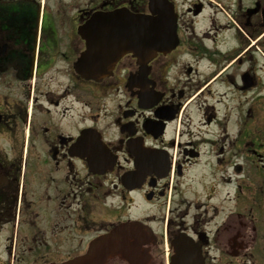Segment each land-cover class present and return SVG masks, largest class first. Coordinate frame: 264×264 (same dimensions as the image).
Returning <instances> with one entry per match:
<instances>
[{"label":"flooded vegetation","instance_id":"obj_1","mask_svg":"<svg viewBox=\"0 0 264 264\" xmlns=\"http://www.w3.org/2000/svg\"><path fill=\"white\" fill-rule=\"evenodd\" d=\"M223 1L165 0L176 47L89 78L74 69L83 25L150 14L151 0H0V264L67 262L119 228L137 251L105 264H264V140L248 142L240 117L236 136L215 135L214 105L196 106L222 74L202 79L199 62L251 63L264 34V0ZM238 75L225 77L255 84L250 66Z\"/></svg>","mask_w":264,"mask_h":264},{"label":"water","instance_id":"obj_2","mask_svg":"<svg viewBox=\"0 0 264 264\" xmlns=\"http://www.w3.org/2000/svg\"><path fill=\"white\" fill-rule=\"evenodd\" d=\"M151 14L133 15L121 11L95 14L84 24L82 35L87 39V48L75 63L77 72L87 77L108 74L117 60L126 52H131L141 68L157 52H169L177 44V23L173 9L164 0H151ZM138 223H135L137 228ZM119 228L112 235L93 241L88 252L78 258L63 263L51 264H105L113 255L123 250L137 251V246H125L129 238L136 235L123 233ZM129 237V238H128ZM121 244V245H120Z\"/></svg>","mask_w":264,"mask_h":264},{"label":"rangeland","instance_id":"obj_3","mask_svg":"<svg viewBox=\"0 0 264 264\" xmlns=\"http://www.w3.org/2000/svg\"><path fill=\"white\" fill-rule=\"evenodd\" d=\"M227 1L228 0H224L223 3H220L221 5H224V2L228 4ZM212 14H214L213 9L206 8L205 14L197 18L196 23H194L197 31L203 30L209 25V18ZM215 18L223 23L231 19L230 13L229 11L227 12V10H218L217 13H215ZM263 19L264 18L260 16L258 20L260 21ZM261 35L258 34V47L255 46L256 44H253L256 50L251 63L248 61V58H243L242 64L236 62L232 64V66H228V69L223 70L225 69V65H228V62L225 63L223 61L224 64L218 66L214 61L201 60L199 62V72L206 75L201 76L202 79L209 78L210 73L222 72L218 79L213 81L211 85V92H213L212 96H206L205 103H196V106L199 107L203 104L214 105V108H210V112H215V114H217L215 115L216 123L213 126L215 135H221L222 127L225 128L227 126L231 137L236 136L238 132L237 120L240 117L241 120L243 118L246 120L248 142L256 141L255 139H258V141L264 140V34ZM220 38L223 39V42L219 45L222 50H225L229 45H234V40L231 39V37L228 39L229 33H223ZM187 60L189 59L185 57L180 58L181 63ZM247 66L252 68V73L255 75V84L247 90L241 91L235 87L237 83L235 79L225 76H239L238 74ZM171 73L181 75L180 77H182V79L186 78L185 72L180 71L177 66H174V70H172ZM201 98H203V96ZM228 122H230L229 125ZM256 147V145L254 147L253 145H249L248 150ZM247 153H249V151ZM251 159L252 157L248 156V160ZM143 209L144 205L139 200L134 211L135 216H141Z\"/></svg>","mask_w":264,"mask_h":264}]
</instances>
